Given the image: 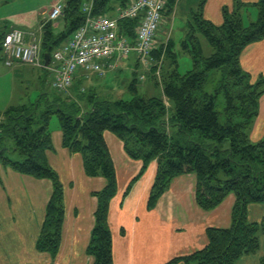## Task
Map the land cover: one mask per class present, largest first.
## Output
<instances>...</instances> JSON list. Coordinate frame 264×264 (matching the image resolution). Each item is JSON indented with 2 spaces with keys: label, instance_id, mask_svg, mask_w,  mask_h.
<instances>
[{
  "label": "trees",
  "instance_id": "1",
  "mask_svg": "<svg viewBox=\"0 0 264 264\" xmlns=\"http://www.w3.org/2000/svg\"><path fill=\"white\" fill-rule=\"evenodd\" d=\"M81 1L65 2L62 13L65 28L59 34H55L53 23L44 25L42 54L51 57L83 24ZM164 1L163 16L172 15L179 0ZM206 1L200 0L192 12L179 44L171 40L156 55L163 56L161 80H153L154 86L161 90V97L139 96L135 78L129 84L133 96L128 101H96L90 96L86 101L89 109L83 111L77 104L82 98L76 103L51 92V96L41 94L32 104L11 105L0 113V165L52 184L35 242L38 252L56 258L64 222V188L45 157L52 150V116L58 119L62 146L82 157L85 175L105 181L104 188L93 194L97 204L86 248L92 264H114L108 214L117 194V178L104 132L122 142L130 159L142 162L133 182L143 175L150 162L156 161L148 210L155 208L174 178L189 174L196 177L195 201L201 210L212 211L228 195L235 197L228 228L208 227L207 244L202 249L166 264H237L240 258L259 249L258 235L264 237V221L249 222L248 207L264 205V141L252 143L249 134L264 95V76L252 81L240 67L239 57L248 45L264 40V0L253 5L233 0L231 8H222L220 25L203 18ZM125 2L93 0L92 15L112 14L115 5L122 8ZM252 8L256 11L255 20L244 25L243 15ZM136 26L137 20L121 22L119 35L133 38ZM4 35L1 30L0 63ZM203 41L212 51L209 56L204 54ZM178 52L189 56L192 62V69L183 75L178 71ZM213 72L220 77L215 86L209 80ZM220 96L224 108L217 111ZM9 141L11 146L7 145ZM130 189L131 185L124 197ZM259 264H264V257Z\"/></svg>",
  "mask_w": 264,
  "mask_h": 264
},
{
  "label": "crops",
  "instance_id": "2",
  "mask_svg": "<svg viewBox=\"0 0 264 264\" xmlns=\"http://www.w3.org/2000/svg\"><path fill=\"white\" fill-rule=\"evenodd\" d=\"M257 1L240 0L246 5H253ZM232 4L233 0H207L203 18L214 25H220L222 8H231ZM243 16L255 19L256 11L249 9ZM46 18L47 13L44 15V12L38 11L17 14L13 16V20L9 18L10 25L6 24L2 30L5 34L12 29L22 30L26 35V42L35 39L40 43ZM56 22L53 27L58 24ZM239 64L252 80L260 75L264 76V40L248 45L239 57ZM20 67L24 66L18 63L13 69ZM120 69L134 72L141 68L130 57L120 65ZM77 80L83 81L79 78ZM147 86V92L151 91V83ZM50 132L52 150L47 151L45 157L64 188L65 211L59 252L53 260L48 254L40 253L35 248L45 207L52 193L51 182L33 179L0 165V264L93 262L86 254L97 204L93 194L104 188L105 181L103 178H89L85 175L82 157L70 153L62 146L59 126L50 128ZM103 138L117 178V194L110 203L108 214L114 264H166L176 257L202 249L207 244L205 231L208 227L230 226L235 197L228 195L212 211L201 210L195 201L196 177L192 174L174 178L155 208L148 210L147 200L156 175V161L150 162L143 175L133 182L142 168V162L130 159L124 152L122 142L111 133L104 132ZM249 138L252 143L264 141V95L259 100L258 116ZM130 185L131 189L124 197ZM250 216L253 219L251 221ZM248 220L262 222L264 205H250ZM253 262L258 264V261L249 257H242L237 264H254Z\"/></svg>",
  "mask_w": 264,
  "mask_h": 264
},
{
  "label": "built area",
  "instance_id": "3",
  "mask_svg": "<svg viewBox=\"0 0 264 264\" xmlns=\"http://www.w3.org/2000/svg\"><path fill=\"white\" fill-rule=\"evenodd\" d=\"M93 3L83 5V24L51 55L44 66L40 43L35 39L26 42L22 30L12 29L3 38L5 66L14 62L32 68L45 69L50 74V88L57 93L67 92L78 78L90 75L104 78L117 71L120 65L133 57L142 69H147L155 49L157 33L163 21L164 0H131L112 14L93 16ZM64 4L56 3L47 13L46 22L62 17ZM137 20L134 37L120 36L121 22ZM145 76H139L144 81Z\"/></svg>",
  "mask_w": 264,
  "mask_h": 264
},
{
  "label": "rangeland",
  "instance_id": "4",
  "mask_svg": "<svg viewBox=\"0 0 264 264\" xmlns=\"http://www.w3.org/2000/svg\"><path fill=\"white\" fill-rule=\"evenodd\" d=\"M67 1L68 0H0V31L6 24L10 25L8 20L10 17L13 20L14 15L25 12L34 13V11H38L40 13L44 12V15H46L52 4H65ZM130 1L131 0H126L124 4L130 3ZM199 1L200 0H179L175 9V13L172 15L164 14L161 28L157 33L154 46L155 49L151 55L152 62L150 63L149 67H147V69L142 68L133 72L132 70L120 71L123 69L118 68V71L108 73L104 78H98L97 76L90 75L88 79H83V83L76 80L77 84L74 82L73 86L64 93H57L50 88L51 77L48 71L45 69L32 68L21 63L19 64L24 67L13 69V67L18 64L16 62H14L11 67H6L5 64H3L6 60V57L3 53V62L0 63V113L4 112L11 105L32 104L37 101L41 94H47L51 96L52 93H55L62 98L69 97L75 102L80 97L83 101L80 102V100H78L80 103H76L85 110L89 109L86 101L90 96L96 101L116 99L128 101L133 96L130 93L131 89L129 84L133 81V79L135 80V78L139 96L161 97V90L160 88H156L154 86L153 80H161L160 75L163 66V56L158 58L156 55L161 49L166 47L171 40L177 43V45L179 44L180 39L183 38V34L185 32V24L191 19L192 12L196 11ZM91 3H93V0H82L79 7H82L83 5H89ZM120 6L121 5H115L114 11ZM106 14L110 15L109 13H105V15ZM62 17L59 18L57 22L55 21L58 23L56 27H53L55 34H59L65 28V22L62 20ZM249 20L253 21L255 19H248V16H246L243 21L244 25H248L250 22ZM202 46L205 56H209L212 51L207 46L205 41H203ZM178 53V71L179 74L183 75L192 69V62L189 56L182 55L180 52ZM141 75L145 76L144 81H139V76ZM209 80L212 86H215L217 81L220 80L219 74L215 72L211 73L209 75ZM150 83L153 88L151 91L147 92L146 87H148L147 85H150ZM73 88H75V90ZM165 103L167 107H170V104L167 101H165ZM223 108V97L220 96L217 101L216 109L217 111H222ZM56 125L59 126L58 119L56 116H52L50 120V128H54ZM262 140H264V138ZM7 145L11 146V142L9 141ZM13 158L16 159V156H13ZM251 220L253 219L250 216V221ZM258 240L259 249L255 253L244 257H249V259H252L253 261H258L259 264V260L264 256L263 235L259 234Z\"/></svg>",
  "mask_w": 264,
  "mask_h": 264
},
{
  "label": "water",
  "instance_id": "5",
  "mask_svg": "<svg viewBox=\"0 0 264 264\" xmlns=\"http://www.w3.org/2000/svg\"><path fill=\"white\" fill-rule=\"evenodd\" d=\"M43 60H44V65H45V66H48L49 61H50V56H49V54H44V55H43Z\"/></svg>",
  "mask_w": 264,
  "mask_h": 264
}]
</instances>
